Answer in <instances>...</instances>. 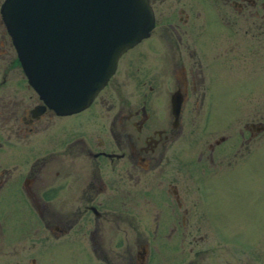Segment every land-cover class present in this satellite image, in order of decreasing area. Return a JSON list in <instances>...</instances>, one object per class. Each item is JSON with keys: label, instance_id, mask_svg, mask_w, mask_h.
Wrapping results in <instances>:
<instances>
[{"label": "flooded vegetation", "instance_id": "af4514ba", "mask_svg": "<svg viewBox=\"0 0 264 264\" xmlns=\"http://www.w3.org/2000/svg\"><path fill=\"white\" fill-rule=\"evenodd\" d=\"M149 2V35L66 113L28 82L0 11V264H264L229 226L224 132L226 90L264 86V0ZM262 130L260 109L233 144Z\"/></svg>", "mask_w": 264, "mask_h": 264}, {"label": "water", "instance_id": "95a60500", "mask_svg": "<svg viewBox=\"0 0 264 264\" xmlns=\"http://www.w3.org/2000/svg\"><path fill=\"white\" fill-rule=\"evenodd\" d=\"M0 9L29 83L62 113L88 105L154 25L149 0H3Z\"/></svg>", "mask_w": 264, "mask_h": 264}, {"label": "rangeland", "instance_id": "374dc122", "mask_svg": "<svg viewBox=\"0 0 264 264\" xmlns=\"http://www.w3.org/2000/svg\"><path fill=\"white\" fill-rule=\"evenodd\" d=\"M246 87L230 86L226 90L230 92L231 99L226 108L229 118L224 132L229 134L231 143L229 209L234 214L229 226L234 229L246 228V250L258 259L259 249H262L264 258V130L257 141H252L242 152L237 148L238 142H233L244 121L254 118L260 109L264 115V86ZM203 125L199 122V131L210 130V124L206 127ZM203 136L208 137V133H203Z\"/></svg>", "mask_w": 264, "mask_h": 264}]
</instances>
